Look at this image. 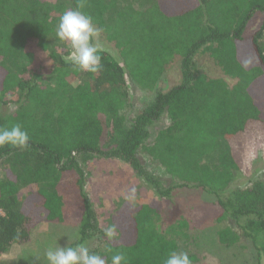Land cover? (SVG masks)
Listing matches in <instances>:
<instances>
[{
    "label": "trees",
    "instance_id": "obj_1",
    "mask_svg": "<svg viewBox=\"0 0 264 264\" xmlns=\"http://www.w3.org/2000/svg\"><path fill=\"white\" fill-rule=\"evenodd\" d=\"M65 1L0 0V67L7 72L0 75V106L11 104V94L18 96L17 110L0 116V127L20 124L30 137L23 149L0 146V165H5L0 255L28 244L40 222L66 220L78 222L70 247L91 243L89 252L106 264L116 254H123L127 264H165L171 253H179V241L188 236L184 230L193 224L183 218L163 231L152 205H125L115 215L117 236L103 232L76 159L100 155L128 164L163 198L183 188L215 196L221 210L217 221L228 220L239 231H219L220 244L232 247L244 238L255 248L257 264H264V180L228 190L233 171L249 169L251 142L264 143V0H72L74 9L82 5L93 17L122 61L98 50L102 68L91 73L67 60L70 48L64 55L50 54L52 87L39 85L38 76L17 77L7 63L30 62L32 52L18 49L30 42L48 48ZM257 16H262L260 28L247 41L244 36ZM205 53L226 79L236 81L234 86L200 71L196 57ZM177 57L181 84L156 92L128 119L129 81L153 91ZM21 72L27 74L24 67ZM164 118L169 126L147 146L151 127ZM140 150L165 167L175 184L162 189L144 168ZM23 188L30 189L26 197Z\"/></svg>",
    "mask_w": 264,
    "mask_h": 264
},
{
    "label": "rangeland",
    "instance_id": "obj_2",
    "mask_svg": "<svg viewBox=\"0 0 264 264\" xmlns=\"http://www.w3.org/2000/svg\"><path fill=\"white\" fill-rule=\"evenodd\" d=\"M50 1L55 4L59 2V0ZM62 5L65 7L64 11L74 9L72 0H66ZM59 19L55 21L53 31L49 34L47 49H38L36 44L31 42L27 46L18 47L19 51L24 52V55L32 52V58L30 62L22 61L24 60L22 59L13 64L14 60L7 63V67L16 73L17 77L38 76L39 85L49 87L54 85L55 79L52 76L54 63L50 59V54L55 51L64 55L71 48L69 43L60 41L56 35ZM261 22L262 16H257L250 22L247 34L244 36L247 41L251 40L254 33L258 31ZM95 43L98 50H106L115 59L122 61L118 48L114 43L109 42L102 33L96 38ZM196 62L200 71L207 76L225 79L230 87L235 85L236 81L226 79L209 54H199L196 57ZM180 64L181 60L177 57L167 67L163 78L153 91L140 88L129 81L128 92L132 106L126 111L128 119L146 107L156 92H167L181 84ZM23 67L27 70V74L21 72ZM4 72L7 74L0 67V75H4ZM73 84H78V82L75 81ZM17 97V94H11L9 98L11 104L0 106V116L11 114L17 110L18 106L15 103ZM12 105L15 106L14 110L10 108ZM168 126L169 121L166 118L152 126V137L146 145L150 146L159 131ZM103 143L102 149L106 150L105 141ZM263 148L264 143L261 140L251 142L250 149L252 151L249 150L246 161V167L249 169L247 168L248 170L243 172L233 171V181L228 190L245 188L253 181L264 180ZM138 156L146 171L162 182V189H167L175 184L165 167L154 161L145 150H140ZM76 159L85 173L84 191L93 205L98 225L108 236H114L113 238L117 236L113 225L115 215L125 205L130 204L135 207L152 205L160 216L163 231L168 230L166 229L168 227L177 226L180 219L183 218L193 224L191 225V227L194 226L192 229L184 230L188 236L182 242L179 241V253L186 252L190 257L191 264H257V252L246 239L241 238L232 247L220 244L219 231L227 228L239 231L228 220L217 221L221 210L215 196L200 190L183 188L175 190L170 198H163L151 184L137 176L133 169L121 160L107 159L100 155H82L76 156ZM4 170L5 165H0V177L4 176ZM29 192L30 189L23 188L22 195L26 197ZM210 213L214 215H211L212 218L206 219ZM204 217V222L200 223ZM109 230H111V235H109ZM77 234L78 222L76 220L40 222L35 226L30 242L22 246H15L7 254L0 255V264H48L46 257L48 249L59 246L70 247L76 242ZM100 242L95 240L94 244L104 249V244ZM91 245L93 244L90 243L87 247H91Z\"/></svg>",
    "mask_w": 264,
    "mask_h": 264
},
{
    "label": "clouds",
    "instance_id": "obj_3",
    "mask_svg": "<svg viewBox=\"0 0 264 264\" xmlns=\"http://www.w3.org/2000/svg\"><path fill=\"white\" fill-rule=\"evenodd\" d=\"M82 5L76 9L64 11L60 16L56 29V35L60 41L71 45L67 60L78 66L81 70L96 73L101 70V57L95 43L100 34V29L94 24L93 17L81 10ZM12 110L15 106H10ZM30 137L20 124L9 127H0V146L10 145L15 148L29 146ZM111 235V230H109ZM48 264H106L105 259L89 252V249L81 244L73 247L49 248L46 253ZM127 264L123 254L113 255L111 264ZM165 264H191L186 252L171 253Z\"/></svg>",
    "mask_w": 264,
    "mask_h": 264
}]
</instances>
